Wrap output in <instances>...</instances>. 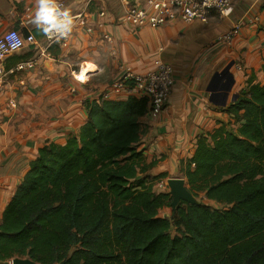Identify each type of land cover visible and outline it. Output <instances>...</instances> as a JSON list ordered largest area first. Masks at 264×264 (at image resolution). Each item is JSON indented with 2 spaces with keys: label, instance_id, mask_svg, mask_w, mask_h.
I'll return each mask as SVG.
<instances>
[{
  "label": "trees",
  "instance_id": "1",
  "mask_svg": "<svg viewBox=\"0 0 264 264\" xmlns=\"http://www.w3.org/2000/svg\"><path fill=\"white\" fill-rule=\"evenodd\" d=\"M148 105L86 100L79 132L39 150L4 210L0 264H264V84L229 106L236 130L197 139L181 172L199 203L168 217L169 189L152 185L167 174L151 176L136 147Z\"/></svg>",
  "mask_w": 264,
  "mask_h": 264
},
{
  "label": "crops",
  "instance_id": "2",
  "mask_svg": "<svg viewBox=\"0 0 264 264\" xmlns=\"http://www.w3.org/2000/svg\"><path fill=\"white\" fill-rule=\"evenodd\" d=\"M61 1L74 16H84L93 32L81 26L67 47L49 48L50 56L28 71H17V66L37 56L32 47L4 61L10 74L0 95V222L39 150L48 142L63 145L77 134L88 120L84 102L98 100L125 68L144 74L162 61L174 69L168 104L157 118L140 119L136 144L144 162L153 163L149 174L166 173L167 180L185 179L182 165L201 135L220 127L237 129L241 121L228 108L249 80L264 84V0H233L229 16L213 13L206 23L175 18L159 27L137 28L123 23L126 9L148 0ZM35 6V0H0V36L17 29L44 44V35L31 23ZM237 23L241 29L231 41L218 40ZM232 61V84L229 77L215 78ZM82 68L89 71L86 81L78 83L73 75ZM132 96L141 97L120 91L113 100Z\"/></svg>",
  "mask_w": 264,
  "mask_h": 264
},
{
  "label": "built area",
  "instance_id": "3",
  "mask_svg": "<svg viewBox=\"0 0 264 264\" xmlns=\"http://www.w3.org/2000/svg\"><path fill=\"white\" fill-rule=\"evenodd\" d=\"M60 4L64 7V2L59 0ZM210 3L213 6L205 7V3ZM223 3V0H221ZM233 0H227L224 7H231ZM216 13L218 17L223 18L220 14L219 8L215 5L214 0H148L145 5H129L124 15L123 23L131 27H142L144 25H150L153 27H159L168 23L169 21L179 18L186 23L193 21H200L206 23L209 21L211 15ZM194 14V15H193ZM76 20L73 32L67 39L56 42L49 40L44 36V44H40L38 39L32 34H21L17 29H11L0 36V44L4 48H0V89L4 88L7 83L10 72L4 67L5 59L17 52L8 54L4 49L8 47V42L5 39L11 32H16L23 38V46L20 50L26 46L32 47L36 50L37 56L31 59L19 63L17 71H28L34 69L41 57L48 55V49L53 46L67 47L72 37L75 36L76 31L81 27H86L88 33H92L93 30L86 26L85 17L81 14L75 15ZM241 23H237L231 30L223 33L218 37V40L229 42L232 38L238 34L241 29ZM104 38L109 39L108 35ZM44 46V47H42ZM50 56V54L48 55ZM239 68L240 65H238ZM83 68L74 72L73 77L78 83H84L82 78ZM174 85V69L171 65L158 61L155 70L148 71L144 74H136L130 68H125L122 75L114 81L105 91L98 97L97 102L106 100H113V97L120 91H135L140 96H145L148 99L149 105L146 116L150 119L157 118L168 104L171 91ZM15 101L13 100V106ZM161 188L168 187L167 179L158 183ZM12 264V261H10Z\"/></svg>",
  "mask_w": 264,
  "mask_h": 264
},
{
  "label": "clouds",
  "instance_id": "4",
  "mask_svg": "<svg viewBox=\"0 0 264 264\" xmlns=\"http://www.w3.org/2000/svg\"><path fill=\"white\" fill-rule=\"evenodd\" d=\"M214 3L222 16L227 17L232 12L231 7L223 6L227 0H223V3L221 0H214ZM35 5L31 23L39 33L56 42L67 39L71 35L78 18L72 14L70 8L63 7L59 0H35ZM211 6L213 5L205 3V7ZM5 39L8 47L4 51L8 54L19 52L24 43L23 38L16 32L9 33ZM0 48L4 46L0 44Z\"/></svg>",
  "mask_w": 264,
  "mask_h": 264
},
{
  "label": "water",
  "instance_id": "5",
  "mask_svg": "<svg viewBox=\"0 0 264 264\" xmlns=\"http://www.w3.org/2000/svg\"><path fill=\"white\" fill-rule=\"evenodd\" d=\"M234 62H230L220 73L215 75V78L218 77H229L230 84H232L230 69L233 66ZM230 85L228 86V89ZM167 185L169 188V192L172 196L171 207L173 209L180 206L182 201L191 204H198L199 201L194 197V195L189 191L186 180L184 178H169L167 180ZM12 264H37L36 262L30 259H22V258H15L12 260Z\"/></svg>",
  "mask_w": 264,
  "mask_h": 264
},
{
  "label": "rangeland",
  "instance_id": "6",
  "mask_svg": "<svg viewBox=\"0 0 264 264\" xmlns=\"http://www.w3.org/2000/svg\"><path fill=\"white\" fill-rule=\"evenodd\" d=\"M4 92H5V88H1V89H0V95H3ZM12 100H14V99H12ZM12 100H10V102H9L11 106H13V101H12ZM14 101H15V100H14ZM158 183H159V182L156 183V180H154V181L152 182V185H155V186H154V191H155V192L158 193V192L164 191L166 188H168V187H166V188H161V187L158 186ZM200 198H201L202 202L211 205L213 208L222 209V206H221L220 204H218V203H216V202H213V201L211 202V201L207 200L206 198L203 197V194L200 195ZM171 210H172V207H171V208H170V207H166V208H164V209L162 210L161 215L164 216V217H168V216L171 214ZM173 233H174V232H173ZM8 264H10V263H8Z\"/></svg>",
  "mask_w": 264,
  "mask_h": 264
},
{
  "label": "bare ground",
  "instance_id": "7",
  "mask_svg": "<svg viewBox=\"0 0 264 264\" xmlns=\"http://www.w3.org/2000/svg\"><path fill=\"white\" fill-rule=\"evenodd\" d=\"M87 71H89L88 69H87ZM87 71L85 70V69H83V72H82V78L85 80L86 79V73H87Z\"/></svg>",
  "mask_w": 264,
  "mask_h": 264
}]
</instances>
